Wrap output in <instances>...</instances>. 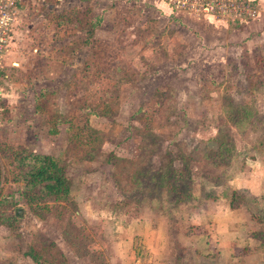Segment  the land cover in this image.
Returning <instances> with one entry per match:
<instances>
[{"label": "rangeland", "instance_id": "1", "mask_svg": "<svg viewBox=\"0 0 264 264\" xmlns=\"http://www.w3.org/2000/svg\"><path fill=\"white\" fill-rule=\"evenodd\" d=\"M31 1L2 57L1 194L22 189L10 157L21 148L54 155L72 189L17 202V227L0 225V264H264V234H252L264 223V37H225L258 10L190 12L199 21L184 36L157 12L173 0ZM168 162H188L198 196L223 180L246 206L211 198L212 219L195 199L172 215L157 187V208L138 172Z\"/></svg>", "mask_w": 264, "mask_h": 264}, {"label": "trees", "instance_id": "2", "mask_svg": "<svg viewBox=\"0 0 264 264\" xmlns=\"http://www.w3.org/2000/svg\"><path fill=\"white\" fill-rule=\"evenodd\" d=\"M90 33H92L91 30ZM0 74L3 75V72L0 71ZM168 91L171 93L173 92L172 86H168ZM156 92H162L160 87H158ZM240 122H244V120L241 118L234 123L238 124ZM258 143H261V140H259ZM260 145L264 149V141ZM10 157H12V160L14 161L12 163L17 169V171H15V178L17 181H22V189L17 191V196H15V192H11L8 195H2V176L0 171V225H6L12 228L17 227V224L23 215V208L18 206L17 202L25 197L28 203L31 204L36 197L28 194L30 192H38L37 196L40 198L49 197L66 200L70 197L72 189L70 176L65 167L60 164L59 160L54 155L21 148L17 150L11 149ZM188 166V162H182L178 165H175L173 162H168L163 166L161 165L157 170H139L138 175H141L142 178L146 176L150 177L145 182L146 186H148L147 184L149 183H154L151 193L156 196L158 206L162 205V192H156L157 187H165L167 189L164 194L166 195V198L170 199L166 206L169 210V214H171V209L169 207L178 205L181 202H192L196 199L198 203L206 204L211 198L218 199L222 194L227 198L229 207L235 208L244 205L236 202L238 198L237 189H231L229 194L226 192L227 190L223 180L219 182L216 181L214 183L216 186L210 188L208 191L202 189L198 196L193 187L190 186V181H192V179L190 178L191 176L189 174ZM218 187H220V190H218ZM10 209H12V212ZM251 215L252 218H257L254 213H251ZM261 232L264 234V227L259 228L254 233L259 236V233ZM31 257L37 261V257L33 256V254Z\"/></svg>", "mask_w": 264, "mask_h": 264}, {"label": "crops", "instance_id": "3", "mask_svg": "<svg viewBox=\"0 0 264 264\" xmlns=\"http://www.w3.org/2000/svg\"><path fill=\"white\" fill-rule=\"evenodd\" d=\"M23 1H25V4L27 3V6L32 2L31 0H23ZM63 1L64 0H56V2H54V1H52V3L50 2V0H44V4H46L47 5V8L49 9V7L51 8H53V9H57L58 7H61L60 5H64V3H63ZM70 1H74V0H70ZM249 1H251L252 2V4L255 6V8H256V10H258L257 11V13H256V17L254 18V19H252L251 21H248V22H246L244 25H242L241 27H239V28H235L234 30H233V32H229L228 33V31H227V33H226V35H225V37H226V39L228 40V39H231V41H233V42H241V40H243V39H249V41H248V43L249 44H251L252 46H254V45H257V43L259 44V39H261L262 37H264V0H258V2H259V4H260V9H257L258 7H257V5H258V3L256 2V0H249ZM21 4H19V10L21 11H25V8H21L22 7V0H21V2H20ZM156 5H158L157 7H158V9H157V12H158V15L159 16H161V17H165L164 15H166L167 14V23H170L171 25H174L173 27H175V31H176V34H180L181 35V33L184 35V36H186L187 34L186 33H190V29L189 28H187V25H190L191 26V22L193 23V21H199V20H197L194 16H193V14L192 13H190V12H193V11H190L188 8H180V7H175L174 6V8H175V10H174V12H172V9L170 10V8L168 7V6H166V3H163V2H160V1H158L157 3H156ZM64 7V6H63ZM59 9V8H58ZM184 10H186V11H188V13L187 12H185ZM19 11V12H20ZM63 11V10H62ZM161 11L163 12V13H161ZM171 15H172V17L174 18V19H170V17H171ZM178 22V23H175L176 21ZM203 23H205V24H208L209 26L211 25V24H214V20L212 19V15L210 16V15H207L206 17H205V19H202L201 20ZM220 21V20H219ZM223 22V21H222ZM222 22H219V23H222ZM15 23H16V21H15ZM173 23V24H172ZM176 25V26H175ZM172 27V28H173ZM184 30H186L187 32H185ZM20 31L21 30H14V26H13V35H12V37H11V40L10 41H14V38H15V35L16 34H18V33H20ZM185 32V33H184ZM258 33H259V35H258ZM228 37V38H227ZM226 40V41H227ZM235 40V41H234ZM244 42V41H243ZM11 43V42H10ZM254 44V45H253ZM235 49H237V47L235 48ZM225 54V53H224ZM223 53H222V55H224ZM205 58H200V60H204ZM209 61H211L210 59H209ZM228 183V185L229 184H231L232 182H227ZM204 188V185H203V187L200 189V191H202V189ZM233 189H237V188H234V187H232ZM195 191H196V193H197V191H198V189H194ZM218 190H220V187H218ZM238 190V189H237ZM225 197H224V195L222 194V195H220V197L218 198V199H215L216 201H219V200H223ZM226 199V198H225ZM154 201H155V206L158 208L159 206H158V201H157V198H154L153 199ZM186 204L185 205H191V202H185ZM195 203V202H194ZM195 204H197V205H194V207L193 208H195V210L196 209H199V211L201 212V213H203V212H206L207 214H211V218L213 219L214 217H215V215L216 214H212V212H210L209 211V209H210V207L208 206L207 207V204L208 203H206V204H202V203H198L197 201H196V203ZM180 205H181V203H179L178 205H174L173 207H172V210H171V214L173 215V213H176V212H178L179 211V209H181V207H180ZM242 206H244V205H242ZM228 208H229V210L231 211V213H233L236 209H237V207H235V208H231V207H229V205H228ZM177 209V210H176ZM233 211V212H232ZM173 212V213H172ZM248 219H250V218H248ZM247 219V220H248ZM251 225H253V223H252V221L250 220V222H249ZM209 225H211V226H209V235L211 236L212 234H213V224H209ZM245 225H246V223H244L243 224V227H245ZM262 226H260L259 228H261V227H264V223L263 224H261ZM227 227V226H226ZM228 227H230V225L228 224ZM258 228V229H259ZM223 229H225L224 228V226L221 228V231H223ZM245 228H243V230H244ZM255 230H253L252 231V234L254 235V236H256V237H258L257 235H255ZM222 241H226V243H228V241H230L229 239H227V238H225V239H223V238H219V241H218V244H219V246H221V245H224V243H222ZM222 247V246H221ZM217 259H218V257H217Z\"/></svg>", "mask_w": 264, "mask_h": 264}, {"label": "built area", "instance_id": "4", "mask_svg": "<svg viewBox=\"0 0 264 264\" xmlns=\"http://www.w3.org/2000/svg\"><path fill=\"white\" fill-rule=\"evenodd\" d=\"M175 6L188 8L190 11H207L212 14H242L244 11L250 16L256 12L255 6L249 0H173ZM21 0H0V69L3 64L2 57L9 49L13 26ZM254 6V8L252 7ZM255 10V11H254ZM241 17V15L239 16ZM3 78L7 74L2 75Z\"/></svg>", "mask_w": 264, "mask_h": 264}]
</instances>
